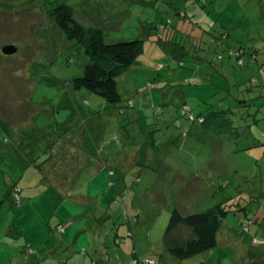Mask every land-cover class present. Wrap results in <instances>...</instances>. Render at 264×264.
Segmentation results:
<instances>
[{
  "label": "rangeland",
  "instance_id": "obj_1",
  "mask_svg": "<svg viewBox=\"0 0 264 264\" xmlns=\"http://www.w3.org/2000/svg\"><path fill=\"white\" fill-rule=\"evenodd\" d=\"M214 1L225 10V31L230 33L219 69L247 79L250 71L241 69L230 54L231 46L242 42L248 52L259 49L260 64L252 72L262 75L264 0ZM60 3L71 5L74 18L86 29L102 28L108 42L142 41L136 62L117 78L120 102L109 103L70 83L83 74L89 58L51 15ZM202 4V0H0V117L25 131L28 139L20 153L36 159L35 164L24 161L15 166L8 158L1 167V237H12L6 232L15 225L41 242L44 229L50 235L49 240L43 235L45 251L59 246L62 237V231L53 232L49 224L81 218V226L89 229L79 242L90 237L96 260L103 258L106 247L109 255L116 259L119 253L125 263L134 264L135 253L157 261L167 245L183 244L194 236L184 225L167 233L175 207L203 212L233 197L217 246L187 259L166 253L160 264H248L241 242L252 245L254 235L264 239V107L259 111V105L264 106V74L263 80L257 79L258 95L263 97L256 98L248 113L240 112L243 120L231 109L225 119L230 118L232 127L219 125L225 132L205 130L200 123L188 124L185 131L186 119L177 112L181 104L186 101L197 112L204 111L208 106L201 101L212 91L191 93L200 82L193 68L198 60L179 56L184 60L180 66L172 57L180 48L169 41V31L162 25L172 20L194 44L200 28L178 13L187 10L190 19L210 26L214 21ZM5 45H14L17 51L7 55L2 51ZM202 68L209 80L213 67ZM228 101L229 97L219 103L228 106ZM67 181L76 183L77 193L68 195L70 190L58 187ZM14 183L22 190L21 203L11 189ZM77 194L86 200L74 201ZM247 216L259 220L245 232L242 223ZM94 223L96 228L91 227ZM14 238L25 244L24 237ZM116 239L121 240L119 245ZM249 248L253 256L260 249L264 255V244Z\"/></svg>",
  "mask_w": 264,
  "mask_h": 264
},
{
  "label": "trees",
  "instance_id": "obj_2",
  "mask_svg": "<svg viewBox=\"0 0 264 264\" xmlns=\"http://www.w3.org/2000/svg\"><path fill=\"white\" fill-rule=\"evenodd\" d=\"M204 1L202 0V3L205 4L204 6L202 4V8L212 18V21H214L210 26L205 25L204 27L200 21L190 19L187 10L178 13L184 20L192 22L191 24L195 29L200 28L198 29L199 34L196 35L194 44L193 39L188 42L189 34L185 36L183 32L179 33L181 29L177 25L175 26L172 20L166 21L162 27L164 30L169 31L167 32L169 41L180 48L179 54L175 53L172 56L178 59L180 66H184V60L180 59L179 56H188L191 60H198L195 64L196 67L193 68L195 69V77L196 79L200 78L198 79L200 82L197 83L199 84L197 86L198 88H193L191 93L198 96L212 91L209 94L210 97L208 96L209 98L201 101L208 106L204 111L197 112L186 101L181 104V108L177 112L180 113L181 117L186 119L185 131L189 130L188 124L195 125L200 123L205 130L209 131L216 128L219 132H225V129L220 126L225 125V128L232 127L230 125L232 124L230 118L225 119V116L229 115L231 109H235L238 113V119L241 121L244 117L240 112L242 111L243 115L248 113L251 110V106L255 105L256 98L263 97V94L258 95L261 91L258 89L260 84L257 82V79L258 77H262L264 73L262 75L259 73L260 76H257L252 72L254 67L260 64L261 53L257 48L248 52V48L242 42H235L237 45L235 48L231 46L230 54L235 56L236 64L241 69L250 71L248 74L250 78L248 76L244 80L242 75V77L236 75L233 78L232 76H228L225 71L223 72V70L219 69L220 64H222L219 63V60L225 58V50H228L225 45V38L230 36V33H226L225 31V10L218 9L217 1ZM208 4L210 8L206 7ZM51 15L54 17L61 31L67 35L68 39L81 45L89 58L83 69V74L72 78L70 83L76 89L85 88L101 95L109 103L115 104L120 102L122 96L118 90L117 78L136 62L139 52L142 50V41L139 39H130L108 42L102 28L91 27L86 29L79 23L74 18V8L68 4L60 3L54 6L51 9ZM176 37L182 39V42H175L173 38ZM185 39L187 41L183 43ZM165 47L167 48L168 46L165 45ZM171 53L173 52L171 51ZM208 64L214 69V73H212L209 80L205 77L202 68V66ZM222 68L225 69L224 64ZM261 79L263 80V77ZM236 93H238L237 96L235 95ZM255 94L256 96L254 98L250 97ZM228 97V106L219 103ZM216 98L218 99L217 102H215ZM263 107L259 105L260 112L263 111ZM18 131L14 129L13 125H10L0 117V171H2L1 167L3 164H6L5 161L8 158L13 161L15 166L17 164L22 165L24 161L27 164H35V158H28L26 155L24 156L20 153V150L24 147L23 143L27 141L28 136L25 131ZM7 178H10V175H7ZM11 189L15 192L16 202L21 203V188L14 183ZM18 195L20 202H18ZM232 198H227L228 200L225 203L215 204L203 212L182 211L180 208L175 207L170 213L167 233L174 232L180 226L184 225L190 229V233L194 234V236L183 244L167 245L165 254H162L157 261H154L153 258H140L135 253L134 264H152V262L160 264V261L165 258L164 255L166 253L178 259H187L196 254L213 249L218 245V233L223 227L224 220L229 212L227 204H230L229 201L231 202ZM242 208L239 211H245L243 214H246V209ZM258 220L257 218L245 217V221L242 223L244 231H250V224ZM66 222H69V225L72 224L69 220L61 221L56 225V229L59 230L58 227ZM10 230L12 231V229ZM256 239L259 242L256 243ZM116 242L121 243V240L116 239ZM262 244H264V239L256 235L252 237V245L247 246L246 251L245 249L243 250L245 251L244 255L248 256V264L264 263V255L261 249L256 256H253L251 250H249V247L258 248ZM23 249L27 254L36 252L30 243L25 244ZM58 264H65V261L60 260Z\"/></svg>",
  "mask_w": 264,
  "mask_h": 264
},
{
  "label": "crops",
  "instance_id": "obj_3",
  "mask_svg": "<svg viewBox=\"0 0 264 264\" xmlns=\"http://www.w3.org/2000/svg\"><path fill=\"white\" fill-rule=\"evenodd\" d=\"M73 182L74 181H71V182L67 181L64 183V186L62 185L58 187L62 190H70V192H68V195H72L71 191L72 192L76 191V193L78 192L77 185L76 183H73ZM79 200H86V199L82 195L77 194V198L74 199V201L77 202ZM76 219H77L76 221L78 222L76 221L72 222V224L66 227L65 231L61 234L62 237L60 240L61 241L60 245L59 246L55 245L53 249L51 248L48 249L46 247L47 249L45 251L41 250L43 247H45V243L43 244L42 242L44 240L43 235L44 234L48 235V239L46 238L47 240H49L50 235H49V231L43 232L44 226L42 224L39 226L41 229H43V231L40 232V236L42 239L41 242L36 241V238H35L36 234H33V237L25 236L21 232L20 227L14 225L15 228H9L8 231L6 232L7 235L10 233L9 235L12 237L8 238V236L6 237L0 236V264H58L60 260L65 261V264H131L128 260H127V263H125V261L121 259L119 253L117 254L118 256L116 257V259H115V256L109 255L108 252L106 251L107 250L106 247L103 250L104 258H99L98 260H96V256L94 255L96 254L95 250L93 251L91 249L92 248L91 245L93 241L90 240V237L89 239L85 238V241L83 240V242H79V240L81 239L80 235L83 233H86L87 229H89L88 228L89 226H86V227L81 226V218H76ZM58 223H56L54 227H52L48 223L50 229H52L53 232L54 231L58 232L57 229L55 230L53 229L56 227ZM91 227L96 228L95 223ZM10 229H12V231ZM14 229L16 230L14 231ZM131 232H132L131 235L133 236L134 232L132 231V229H131ZM18 235L24 237L25 244L30 243L32 248H34L35 251L36 250L38 251L35 252L34 254H27L23 249V246L25 244L21 245L20 243L15 242L14 237L17 238ZM72 235H75L74 240H72ZM241 243H242L241 245H242L243 250L245 249L246 251V248L249 245L244 244V242H241ZM115 244L119 245L120 243L116 242ZM87 246L90 248L89 250ZM90 250H91V253H89ZM137 256L140 257L138 254ZM145 256H151V255L146 254L140 258H145ZM113 258L115 260H112ZM152 264H157V263L154 262Z\"/></svg>",
  "mask_w": 264,
  "mask_h": 264
},
{
  "label": "water",
  "instance_id": "obj_4",
  "mask_svg": "<svg viewBox=\"0 0 264 264\" xmlns=\"http://www.w3.org/2000/svg\"><path fill=\"white\" fill-rule=\"evenodd\" d=\"M3 53L10 55V54H14L17 51L16 46L14 45H5L2 48Z\"/></svg>",
  "mask_w": 264,
  "mask_h": 264
},
{
  "label": "built area",
  "instance_id": "obj_5",
  "mask_svg": "<svg viewBox=\"0 0 264 264\" xmlns=\"http://www.w3.org/2000/svg\"><path fill=\"white\" fill-rule=\"evenodd\" d=\"M18 202H20V197L18 195ZM69 225V222H66L65 224H62L58 227L59 230L63 231L65 229V227H67ZM256 243L259 242L258 239H256L255 241Z\"/></svg>",
  "mask_w": 264,
  "mask_h": 264
}]
</instances>
